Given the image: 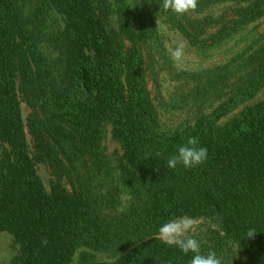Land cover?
Segmentation results:
<instances>
[{
    "label": "trees",
    "instance_id": "1",
    "mask_svg": "<svg viewBox=\"0 0 264 264\" xmlns=\"http://www.w3.org/2000/svg\"><path fill=\"white\" fill-rule=\"evenodd\" d=\"M36 1L26 12L23 0H0V232L17 246L8 264H71L80 247L106 259L85 251L78 264H190L193 253L158 238L180 217L214 224L189 232L201 254L264 264V99L250 103L264 89V38L178 73L167 105L190 113L180 125L166 126L150 86L163 44L155 15L208 51L264 19V0H198L183 16L162 0ZM108 134L121 153L107 152ZM189 136L207 161L168 168Z\"/></svg>",
    "mask_w": 264,
    "mask_h": 264
},
{
    "label": "rangeland",
    "instance_id": "2",
    "mask_svg": "<svg viewBox=\"0 0 264 264\" xmlns=\"http://www.w3.org/2000/svg\"><path fill=\"white\" fill-rule=\"evenodd\" d=\"M23 1L26 12L31 11V5L37 4L36 0ZM155 20L158 21L163 44L161 54L157 63L154 65L153 72L150 76V86L155 101L160 109L163 122L167 127H175L184 123V121L188 119L186 115L190 114L187 110L183 112L180 109H171V106L167 105L173 104V99L177 98V93L180 90V82H178V73L180 71H200L213 67L216 64L227 61L233 55L241 52L244 47L252 41V39L254 40L257 37L264 38V19H262L251 25L246 31L239 33L228 43L218 48L204 51L191 46L186 38L176 30L172 29L160 15H155ZM46 24H48L49 29H58L59 26L62 25L61 17L56 13L50 12V16ZM178 41H183L186 45L184 49V56L179 64L172 60L169 51L170 48H175L176 42ZM164 56H167L166 60L163 58ZM263 99L264 89L252 101H250V103L252 104ZM22 109L23 115L26 118L30 113V108L26 103H23ZM105 143L107 152L110 155H113L115 152H122L121 145L117 141L113 140L110 134H108ZM39 173L45 184L49 186L52 176L48 167L44 164L39 165ZM123 199V206H127L129 197L124 196ZM195 220L197 222L196 227L200 224H204L205 227L210 226L214 228V224L209 223L207 219L198 218ZM85 251L93 253L94 257L98 260L106 259V255L104 253L94 252L89 248L80 247L76 250L71 264H78L80 255ZM16 252L17 246L14 242L13 236L6 231L0 232V264H8Z\"/></svg>",
    "mask_w": 264,
    "mask_h": 264
},
{
    "label": "clouds",
    "instance_id": "3",
    "mask_svg": "<svg viewBox=\"0 0 264 264\" xmlns=\"http://www.w3.org/2000/svg\"><path fill=\"white\" fill-rule=\"evenodd\" d=\"M198 6V0H162L161 9L163 11H172L173 13L183 16L193 12ZM158 23V21H157ZM186 45L183 41L176 42L175 48H170L172 60L179 64L184 56ZM245 125H241L240 131H247ZM208 159L207 147L199 146L198 136H189L183 145L177 146V154L172 155L167 160V167L170 169L177 168L178 165H183L187 169L199 166L205 163ZM196 220L188 217L173 219L162 224L158 229V238L168 246H176L185 255L190 252L193 257L190 264H222V260L217 257L216 252L209 251L204 255L200 252L199 242L189 232L196 227ZM256 235L255 229H249L247 237L254 238ZM41 243L47 245V238H42Z\"/></svg>",
    "mask_w": 264,
    "mask_h": 264
}]
</instances>
